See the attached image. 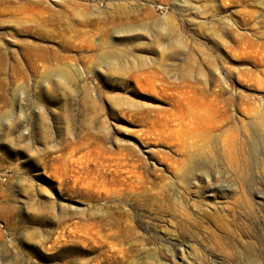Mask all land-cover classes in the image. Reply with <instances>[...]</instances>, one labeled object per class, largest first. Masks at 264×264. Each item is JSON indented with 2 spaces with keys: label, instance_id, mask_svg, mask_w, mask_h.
<instances>
[{
  "label": "rangeland",
  "instance_id": "1",
  "mask_svg": "<svg viewBox=\"0 0 264 264\" xmlns=\"http://www.w3.org/2000/svg\"><path fill=\"white\" fill-rule=\"evenodd\" d=\"M0 264H264V6L0 0Z\"/></svg>",
  "mask_w": 264,
  "mask_h": 264
},
{
  "label": "bare ground",
  "instance_id": "2",
  "mask_svg": "<svg viewBox=\"0 0 264 264\" xmlns=\"http://www.w3.org/2000/svg\"><path fill=\"white\" fill-rule=\"evenodd\" d=\"M253 2H257L260 5L264 6V0H252ZM213 138V136L211 137ZM211 139L208 137H193L192 142L188 144L184 143V149L186 153V165H185V174L188 176L192 173V170H188V166L192 160L195 159L196 156H204L206 152H210L207 147L210 144ZM214 142V140H213ZM212 144V143H211ZM224 145V144H223ZM211 146V145H209ZM212 148V147H211ZM198 165V164H197ZM202 166H198L201 169ZM199 214L204 218V220L215 219L217 217L216 213H209L205 210L200 211ZM177 218L179 219L180 228L182 229L185 235H189L191 237H196L199 231V220L194 218L192 213L188 211V209H182L178 212Z\"/></svg>",
  "mask_w": 264,
  "mask_h": 264
}]
</instances>
